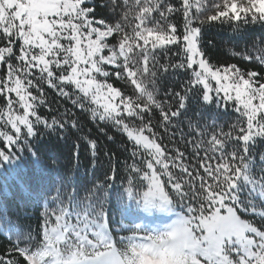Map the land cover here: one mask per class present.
Wrapping results in <instances>:
<instances>
[{
	"label": "snow or ice",
	"instance_id": "6c2138e0",
	"mask_svg": "<svg viewBox=\"0 0 264 264\" xmlns=\"http://www.w3.org/2000/svg\"><path fill=\"white\" fill-rule=\"evenodd\" d=\"M99 6L109 9L108 18L97 19L95 0H0V127L8 129L0 131V180L15 173L13 184L34 191L55 170L60 142L80 131L67 112L50 121L38 112L47 85L132 143L123 193L135 207L124 204L122 216L145 221L162 214L168 222L122 225L130 234L117 237L104 206L112 184H94L81 197L62 179L52 198L59 207L45 213L35 237L15 225L5 229L12 247L0 253V264H264V223L244 218L251 213L264 222V152H258L264 75L215 66L202 49L206 25L264 26V0H104ZM257 50L260 55L243 58L264 66V47ZM162 53L178 59L161 64ZM170 69L190 71L191 78L161 96L158 82ZM112 77L130 86V94L109 83ZM193 98L205 111L213 104L227 110L231 102L237 119L222 125L205 120L203 111L189 117ZM182 116L191 167L180 148L166 150L156 130L172 129L175 139ZM42 135L54 140L52 164L33 147ZM81 139L95 165L97 141ZM22 153L31 158L33 176L24 174ZM73 155L78 160L79 151ZM104 155L111 165L115 153ZM111 172L106 180L115 179L116 168Z\"/></svg>",
	"mask_w": 264,
	"mask_h": 264
},
{
	"label": "trees",
	"instance_id": "16d2710c",
	"mask_svg": "<svg viewBox=\"0 0 264 264\" xmlns=\"http://www.w3.org/2000/svg\"><path fill=\"white\" fill-rule=\"evenodd\" d=\"M103 2L104 0H95L97 19H104L110 16L109 9L99 6ZM177 22H181L179 18H177ZM262 37H264V26L259 24L249 25L239 31H234L228 24L215 22L212 25H206L204 28L202 49L210 63L215 66L236 64L242 71L254 70L264 75V66H261L255 60L249 61L243 58L249 54L253 57L260 55L257 49L264 47L261 44ZM158 59L161 64H168L175 63L178 57L173 56L172 53H162L158 55ZM190 78V71L186 72L181 69L173 71L170 69L168 73L162 74L158 82L160 95L163 96L169 88L180 91V86L185 84ZM99 79L103 80L104 78L99 77ZM108 82L121 88L125 94H130L131 92V87L125 85L123 80L118 81L115 77H112ZM197 87L199 88L200 86ZM43 88L44 99L47 103L41 105L38 108V112L49 119V121L52 116L60 117L67 112L72 118L77 120L80 131L73 130L68 135L66 142H60L54 153L56 156L55 170L50 172L43 181L34 185V191L30 192L28 187L21 182H18L19 187L13 184L15 173L9 176L6 183L0 180V253L12 247L9 240L10 233L5 230L10 225H15L25 231L31 230L33 237L37 235L43 224L45 213L56 210L59 207V202L53 204L52 198L58 195L56 190L60 188L62 179L66 185L74 186L81 197L87 195V190L92 189L94 184H112L113 187L111 189H106L108 196L104 206L107 212L108 226L117 237L130 234L126 230H122V225L153 221L155 223L168 222L167 218L162 214H158L160 216L159 219L150 217L145 221H142L134 214L122 216L124 204H132L135 207L134 203L128 200L126 193H123V189L128 186L127 177L129 173L127 165L133 163V158L131 157L132 143L119 129L93 121L88 110L81 111L68 98L59 96L55 90L48 88L47 85H43ZM200 94L198 92L197 97ZM74 98L75 94H73ZM3 103L4 101L0 100V106ZM197 111L204 112L205 120L216 118L222 125L230 124L237 119V114L233 111L231 102H227V110L223 106L217 108L213 104L208 106L205 111L202 103L193 98L192 107L187 115L191 117L193 112ZM2 124L3 121H0V125ZM153 124H156L155 118H153ZM101 129H104V131L102 132ZM181 129L183 130V137L181 136ZM6 130L8 129L0 127V131ZM156 130L159 135L163 136L161 142L166 150L172 151L174 148H180L187 157L185 163L189 167H191L192 163H195L192 157L193 149L191 145H186L185 143L187 139H190L185 117L182 116L177 119L175 139H173L172 129L167 133L161 132L158 128ZM43 131L46 132L47 130ZM78 136L97 141L98 152L95 165L93 164L92 153L88 144L83 139L77 140ZM109 137H112V139H109ZM53 142L54 140H50L48 135H42L33 142V147L38 150L48 164L53 163L48 159L53 154L51 152ZM77 144L79 145L78 149L74 147ZM2 146L3 143L0 142V147ZM77 150L79 151L78 160L73 155ZM105 152L115 153V157L111 160V165L109 158L104 155ZM258 152H264V143L259 144ZM22 155L25 159L24 174L33 176L31 158L27 153H22ZM137 164L142 167L138 160ZM112 167L116 168L115 179L106 180V176L112 175ZM173 171L175 172L176 170L173 169ZM137 183H139L138 179ZM122 194L123 201L119 199ZM60 195L63 198V194L61 193ZM244 218L252 219L258 225L264 223L260 221L259 217H252L251 213H245Z\"/></svg>",
	"mask_w": 264,
	"mask_h": 264
},
{
	"label": "rangeland",
	"instance_id": "374dc122",
	"mask_svg": "<svg viewBox=\"0 0 264 264\" xmlns=\"http://www.w3.org/2000/svg\"><path fill=\"white\" fill-rule=\"evenodd\" d=\"M214 83V82H213ZM158 223H160V222H158Z\"/></svg>",
	"mask_w": 264,
	"mask_h": 264
}]
</instances>
